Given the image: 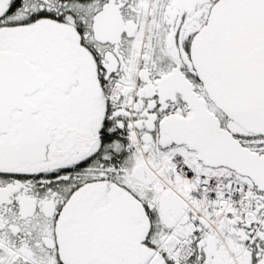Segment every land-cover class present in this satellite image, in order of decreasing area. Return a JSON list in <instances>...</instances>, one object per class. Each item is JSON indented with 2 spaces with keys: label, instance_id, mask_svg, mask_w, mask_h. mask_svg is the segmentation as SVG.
I'll use <instances>...</instances> for the list:
<instances>
[{
  "label": "snow or ice",
  "instance_id": "1",
  "mask_svg": "<svg viewBox=\"0 0 264 264\" xmlns=\"http://www.w3.org/2000/svg\"><path fill=\"white\" fill-rule=\"evenodd\" d=\"M0 264H264V0H0Z\"/></svg>",
  "mask_w": 264,
  "mask_h": 264
}]
</instances>
